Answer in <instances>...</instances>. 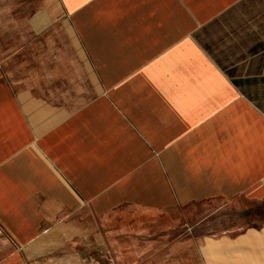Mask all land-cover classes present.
Instances as JSON below:
<instances>
[{
  "label": "crops",
  "instance_id": "0c3cea01",
  "mask_svg": "<svg viewBox=\"0 0 264 264\" xmlns=\"http://www.w3.org/2000/svg\"><path fill=\"white\" fill-rule=\"evenodd\" d=\"M250 1L0 0V264H264Z\"/></svg>",
  "mask_w": 264,
  "mask_h": 264
},
{
  "label": "rangeland",
  "instance_id": "374dc122",
  "mask_svg": "<svg viewBox=\"0 0 264 264\" xmlns=\"http://www.w3.org/2000/svg\"><path fill=\"white\" fill-rule=\"evenodd\" d=\"M249 5L250 6L253 5V6H256V7H261V9H264V0H251L250 3H249ZM90 256H93V255H90ZM90 256L86 257L87 258V261L90 260V262H93V260H95V259L91 258Z\"/></svg>",
  "mask_w": 264,
  "mask_h": 264
}]
</instances>
